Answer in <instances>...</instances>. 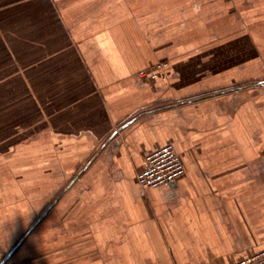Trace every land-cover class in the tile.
<instances>
[{"label":"crops","instance_id":"crops-1","mask_svg":"<svg viewBox=\"0 0 264 264\" xmlns=\"http://www.w3.org/2000/svg\"><path fill=\"white\" fill-rule=\"evenodd\" d=\"M168 143L184 175L142 186ZM261 248L264 0H0V264Z\"/></svg>","mask_w":264,"mask_h":264},{"label":"built area","instance_id":"built-area-1","mask_svg":"<svg viewBox=\"0 0 264 264\" xmlns=\"http://www.w3.org/2000/svg\"><path fill=\"white\" fill-rule=\"evenodd\" d=\"M141 77L152 83L158 77L155 70L143 69L139 72ZM185 173V166L180 153L172 143L164 144L145 154L144 162L137 173L138 182L142 186L173 185ZM205 264H264V248L250 252L239 257H229L225 263Z\"/></svg>","mask_w":264,"mask_h":264},{"label":"rangeland","instance_id":"rangeland-1","mask_svg":"<svg viewBox=\"0 0 264 264\" xmlns=\"http://www.w3.org/2000/svg\"><path fill=\"white\" fill-rule=\"evenodd\" d=\"M151 70H154V69H151ZM155 71V70H154ZM142 78H144V79H146V81L148 82V83H150L148 80H147V78H145V77H142ZM156 81V79L154 80V82Z\"/></svg>","mask_w":264,"mask_h":264}]
</instances>
